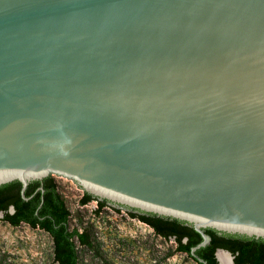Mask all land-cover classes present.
<instances>
[{"label":"water","instance_id":"obj_1","mask_svg":"<svg viewBox=\"0 0 264 264\" xmlns=\"http://www.w3.org/2000/svg\"><path fill=\"white\" fill-rule=\"evenodd\" d=\"M49 176L191 224L196 258L264 239V0H0V186Z\"/></svg>","mask_w":264,"mask_h":264},{"label":"rangeland","instance_id":"obj_2","mask_svg":"<svg viewBox=\"0 0 264 264\" xmlns=\"http://www.w3.org/2000/svg\"><path fill=\"white\" fill-rule=\"evenodd\" d=\"M55 179L72 214L71 228L90 238L91 246L78 244L80 264H197L178 251L173 238L159 236L125 208L115 204L101 208L97 198L82 205L87 193L83 186ZM0 264H56L52 237L25 223L12 226L0 215Z\"/></svg>","mask_w":264,"mask_h":264},{"label":"trees","instance_id":"obj_3","mask_svg":"<svg viewBox=\"0 0 264 264\" xmlns=\"http://www.w3.org/2000/svg\"><path fill=\"white\" fill-rule=\"evenodd\" d=\"M22 189L23 184L18 180L0 186V213H3V220L15 227L25 223L34 229L39 228L47 232L53 240L56 264H80L78 244L89 247L90 238L88 233L71 228L72 214L59 191L56 179L49 176L32 181L25 191L28 199L23 197ZM94 199L95 197L86 193L81 204L87 205ZM96 200L101 208L106 206V201ZM156 217L151 214L146 219L153 224L151 226L155 228L156 233L165 239L173 238L178 251L188 254L197 264H220L216 257L218 249L232 253L235 264H264L263 238L205 229L206 234L211 237V242L196 251V258L191 252L203 242L202 235L187 222Z\"/></svg>","mask_w":264,"mask_h":264},{"label":"flooded vegetation","instance_id":"obj_4","mask_svg":"<svg viewBox=\"0 0 264 264\" xmlns=\"http://www.w3.org/2000/svg\"><path fill=\"white\" fill-rule=\"evenodd\" d=\"M97 199H99V198H97ZM99 201H106V206L107 205H111V206H114L113 204H111V202H109V201H107V200H100L99 199ZM106 206H104V207H106ZM103 207V208H104ZM121 207V206H120ZM116 210H118V208L117 207H114ZM123 208H125V210L127 211V213L129 214V215H131L132 217H134V218H138V219H140V220H144V221H148V220H146V219H148L149 217H150V215L152 214V215H156L157 217L156 218H158V217H164V216H160V215H157V214H153V213H146V212H143V211H140V210H137V209H132V208H127V207H123ZM145 223H151V222H145ZM150 227H152L151 225H153L152 223L151 224H148ZM153 228V227H152ZM154 229V231L156 232V230H155V228H153ZM159 235V234H158ZM159 236H161V235H159ZM162 237V236H161Z\"/></svg>","mask_w":264,"mask_h":264},{"label":"bare ground","instance_id":"obj_5","mask_svg":"<svg viewBox=\"0 0 264 264\" xmlns=\"http://www.w3.org/2000/svg\"><path fill=\"white\" fill-rule=\"evenodd\" d=\"M219 259L222 264H231V259L227 253L220 252Z\"/></svg>","mask_w":264,"mask_h":264}]
</instances>
